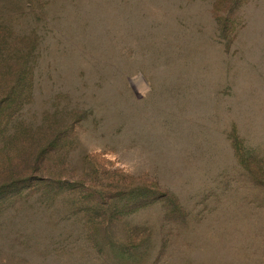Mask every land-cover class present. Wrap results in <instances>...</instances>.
Wrapping results in <instances>:
<instances>
[{
	"label": "rangeland",
	"instance_id": "rangeland-1",
	"mask_svg": "<svg viewBox=\"0 0 264 264\" xmlns=\"http://www.w3.org/2000/svg\"><path fill=\"white\" fill-rule=\"evenodd\" d=\"M0 264H264V0H0Z\"/></svg>",
	"mask_w": 264,
	"mask_h": 264
},
{
	"label": "trees",
	"instance_id": "trees-1",
	"mask_svg": "<svg viewBox=\"0 0 264 264\" xmlns=\"http://www.w3.org/2000/svg\"><path fill=\"white\" fill-rule=\"evenodd\" d=\"M219 21L221 22L222 20L220 19ZM225 30H227L226 27H225L223 24H220V26H219V32H220L222 35H224V34H225ZM225 38H226V37H225Z\"/></svg>",
	"mask_w": 264,
	"mask_h": 264
}]
</instances>
